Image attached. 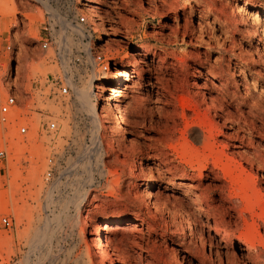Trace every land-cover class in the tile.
Masks as SVG:
<instances>
[{
    "label": "rangeland",
    "instance_id": "1",
    "mask_svg": "<svg viewBox=\"0 0 264 264\" xmlns=\"http://www.w3.org/2000/svg\"><path fill=\"white\" fill-rule=\"evenodd\" d=\"M96 54L108 71L91 68ZM95 76L93 102L109 115L100 159L74 93ZM12 82L17 121L0 126V264H252L242 243L221 240L243 231L230 190L210 167L183 162L208 155L192 133L213 123L264 217V0H0L2 98Z\"/></svg>",
    "mask_w": 264,
    "mask_h": 264
},
{
    "label": "bare ground",
    "instance_id": "2",
    "mask_svg": "<svg viewBox=\"0 0 264 264\" xmlns=\"http://www.w3.org/2000/svg\"><path fill=\"white\" fill-rule=\"evenodd\" d=\"M87 2H88V0H87ZM6 9H7L6 6H4L1 10V13L5 12ZM13 10H15V9L13 8ZM97 17H99V16H97ZM75 32L81 36L83 34V32L81 31V29L79 27L75 30ZM89 49L90 48L88 45L86 47H84V51L87 54L89 52ZM111 74L114 78H116L117 81H119L120 79L127 81L129 79V75L126 71H123V72L122 71H114L113 73L111 72ZM96 77L97 76L92 77L89 80L87 89L80 87V88L74 89V93L76 96L77 104L81 108L80 110L83 113L85 112L88 114V118L90 119V121L92 123L91 150L94 153V156H96L97 159H100V157L102 155V149L104 148V141H105V137L103 136V132L105 131V128H106L105 124H107V119H109L108 118L109 115L106 116V115L102 114L103 110L101 109V112H100V110L98 108V103L95 104L93 102L92 92L94 89H96L93 80L96 81V79H97ZM102 79H104V77H100L98 79V81H100ZM107 89H109V88H107ZM118 96H119V94H118ZM119 101H116V102H119ZM118 107L119 106L114 105L115 109H117ZM108 112L110 113V111H108ZM123 119H122V121H123ZM209 123H211V122L208 121V123H207V122L201 121V122L195 123V126H197L199 131L195 130L192 133V141L193 142H197L199 140V138H202L201 148L204 149L206 152H208V155H204V154L199 155L198 154L196 157H193L188 161H184L183 166H184V168H193L196 165L199 170H202V169L206 170L210 167L211 168L210 169L211 174L218 176V178L220 180L219 182H221L223 187L230 190V195H229L227 207L230 210L235 211V213H236V218H235L236 220H235V222H233V225L238 226V224H240V227L243 231L240 233V235L237 239H234L232 234L225 231L224 235H222L221 240L224 241L229 246L231 245L233 247H235V241L236 240L239 241L240 243H242L246 247V250L252 256V259H251L252 264H264V241L262 239L263 237H261L260 233H259L260 230H263V232H264V217L258 216L256 214L255 204L252 200V197L249 195L248 189L244 188V186L242 185L240 177L234 176L233 169H232L233 166L230 164L231 159H229V157L226 155L227 153L225 152L224 148H222V149L219 148L218 141H217V134L214 133V131L211 127L213 123L211 125ZM120 132H122V131L120 130ZM154 184H155V182L153 181L150 183V186H153ZM85 195L86 194H84V196ZM76 200H74V202H76ZM80 200H82V199H80ZM83 200L81 202H83ZM226 215H227V217H229L231 214L226 213ZM186 217L189 218L190 215H187ZM185 229H186V236H187L185 240L188 243V242H190V238L196 237V235H195L196 233L194 231L193 225L189 221L186 223ZM219 230L217 228L216 232ZM96 239H98V238H96ZM98 241H99V239H98ZM98 241H97V244H95V245H98L97 246V250L99 253L98 255H101L103 258V257H105L106 252L103 251V249H102L103 245L100 246V244H98ZM228 245H227V247H228ZM227 257H226V259H227ZM100 262H102V261H100ZM111 262H112V260H111Z\"/></svg>",
    "mask_w": 264,
    "mask_h": 264
},
{
    "label": "built area",
    "instance_id": "3",
    "mask_svg": "<svg viewBox=\"0 0 264 264\" xmlns=\"http://www.w3.org/2000/svg\"><path fill=\"white\" fill-rule=\"evenodd\" d=\"M85 23V18L80 17L77 19L78 25H83ZM86 38V36H84ZM48 42L45 41L41 45L42 50L48 49ZM10 49V48H8ZM91 68L94 71L100 70L102 72L108 71V64L107 60L104 58L103 55L96 54L91 56ZM75 62H79L78 59L75 60ZM56 83H60V87L58 89V94L60 96H66L70 93V89L67 85V80L64 78L61 80H56ZM8 89L7 96L5 98L1 97V85H0V126L3 127V129H6V127L11 126L14 122H16L17 117V99H16V91H15V82H12L9 86L5 87ZM47 130L49 132L56 131V124L53 122H50L47 124ZM26 134V128L22 127L19 130V135H25ZM7 159V151L4 147L0 146V164ZM50 173L48 172L46 174V177H49ZM11 219L8 217H3L1 219V223L4 227H10L11 226Z\"/></svg>",
    "mask_w": 264,
    "mask_h": 264
}]
</instances>
